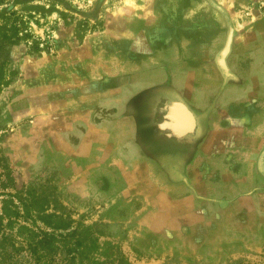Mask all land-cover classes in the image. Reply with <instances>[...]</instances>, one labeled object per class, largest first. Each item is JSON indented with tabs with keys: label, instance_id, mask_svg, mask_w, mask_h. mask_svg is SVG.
<instances>
[{
	"label": "rangeland",
	"instance_id": "rangeland-1",
	"mask_svg": "<svg viewBox=\"0 0 264 264\" xmlns=\"http://www.w3.org/2000/svg\"><path fill=\"white\" fill-rule=\"evenodd\" d=\"M161 1L0 0V30L7 34L9 25L17 29L13 44L0 49V207L11 201L21 211L22 204L38 198L45 213L72 221L71 227L78 229L77 239L81 241L71 255H66L62 247L49 259L35 262L25 249L27 232L18 233V226L24 225L22 219L14 221L10 228L3 219L0 264H264V198H258L259 205L242 199L240 205H234L238 211L233 214L223 210L229 207L228 201L196 194L198 200L207 201L208 209L224 212L209 216L208 210L203 230L199 220L195 221V235L190 238L189 226L181 219L185 213L172 221L168 206L157 200V194H145L143 188L141 193L127 189L121 174L90 170L88 164L81 163L80 156L68 149L63 136L61 141L57 134L43 136L41 124L37 123L47 116L38 106L41 90L51 79L86 65V48H80L88 38L103 37L106 31L112 33L118 38L104 42L102 50L115 53L120 48V56L133 57L129 50L132 42L123 39L117 29L111 30L115 24H137L134 29L141 24H172L170 21L175 20L177 24H189L194 14L202 12L213 17L208 16V21L201 18L199 24L223 19L226 38L229 29L235 32L230 24L264 22L262 0H212L224 9L223 16L206 0H192L182 17L170 14L159 5ZM169 1L175 8L176 0ZM136 44L137 41L133 45ZM162 91L155 87L133 94L125 102L126 114L135 118L138 145H143L148 153L163 152L165 157L160 164L165 171L173 170L177 172L174 175L184 178V171L178 172L179 163L190 159L197 150L191 144L185 149V144H174L162 137L158 122L153 119L159 107L157 100L171 97ZM33 96L38 105L32 102ZM91 108L98 111V105ZM65 135L70 140L78 137L75 131ZM135 181L127 182L128 186ZM175 197L183 195L177 193ZM212 202L215 208L209 206ZM192 207L198 209L199 205ZM25 226L34 232L44 230L38 221L33 225L25 222ZM206 233L213 235L206 237ZM71 243L68 239L67 244ZM71 256L74 260L68 262Z\"/></svg>",
	"mask_w": 264,
	"mask_h": 264
},
{
	"label": "crops",
	"instance_id": "crops-1",
	"mask_svg": "<svg viewBox=\"0 0 264 264\" xmlns=\"http://www.w3.org/2000/svg\"><path fill=\"white\" fill-rule=\"evenodd\" d=\"M177 2L180 8L187 5ZM159 5L166 9L165 4ZM174 11L173 16L178 17L181 11ZM170 23L141 24L139 29H134L137 24L112 26L111 30L117 29L123 39L132 42L133 57L120 56V48L115 53L102 50L104 42L117 37L112 33L88 38L80 48H86V65L51 79L41 90L40 105L36 96L32 102L47 114L37 122L43 136H63L82 164L92 171L121 174L127 189L141 193L143 188L144 193L157 194V200L168 206L172 221L185 213L181 219L188 224L191 238L195 221L199 220L203 230L208 210L209 216L224 211L235 214L238 208L234 205H240L242 199L259 205L258 198H264V22L230 24L235 32L225 65L231 80L222 79L216 65L225 40L221 17L218 22L213 19L214 24ZM151 70L159 71L146 73ZM155 87L171 95L157 100L159 107L154 112L162 137L197 150L179 163L178 172L184 171V178L173 170L165 171L160 164L163 152L148 153L138 145L135 118L126 114L129 97ZM90 104L98 105V111ZM169 106L183 107L191 115L190 130L186 123L174 122L182 109L170 110ZM73 131L78 137L70 140L65 132ZM132 179L136 183L128 186ZM177 193L183 197L178 199ZM200 193L203 198L226 200L229 207L208 209L207 201L196 197ZM214 203L209 206L215 208Z\"/></svg>",
	"mask_w": 264,
	"mask_h": 264
},
{
	"label": "trees",
	"instance_id": "trees-1",
	"mask_svg": "<svg viewBox=\"0 0 264 264\" xmlns=\"http://www.w3.org/2000/svg\"><path fill=\"white\" fill-rule=\"evenodd\" d=\"M177 1L178 0H176L177 5L175 6V8L171 7L172 1L162 0L161 3H163V5H166L167 11H171L170 14H173L172 12H175V9H177L178 11L180 10L181 12L179 16L182 17L183 11L189 8L192 0H180L181 5H185V2H187V5L184 8L183 6L180 8L179 2ZM206 1L208 3V6L214 9L210 6L208 0ZM214 10L216 12H219L216 9ZM224 12V9L221 8V12L219 13L221 16H223ZM208 16L202 12H197V14H194V16H192V22L189 24H199V20L201 18L202 21H204L205 19L208 21ZM8 27V29H5L6 31H8L7 34L3 29V31L0 30V49L2 48V46L3 48H5L6 46L13 44V40L17 39V29L15 28V25H9ZM34 47L36 48V45H34ZM6 177L8 178V176ZM10 181L11 180L9 179V182ZM39 201L40 200L38 198H33L30 204H22L21 211H19L17 209V206L13 205L11 201L3 202L2 206L0 207V229L2 228L1 222L3 219L6 221L5 226L7 228L12 227V224H14V221H16L17 219H22L24 225L18 226V233L20 234V232H27L28 236L25 239V249L33 257L35 262L41 261V259L44 257H47L49 259L52 255H55L56 251H58L62 247H65L64 252L66 255H71L72 253H74V251L77 250V248L81 246V241L77 239L78 229L71 227L72 221H70L68 218H63L62 216L55 213H45V210L43 209L44 204H41ZM29 207H31L32 209L30 210ZM32 213H35V216H32ZM35 221H38L43 226L44 230L36 229L37 231L34 232L33 230L25 226V222L33 225ZM3 238L6 239V236H4ZM68 239H71V245L67 244ZM14 250L16 252L20 251V249L16 248ZM73 260L74 257L71 256L68 262H73Z\"/></svg>",
	"mask_w": 264,
	"mask_h": 264
},
{
	"label": "water",
	"instance_id": "water-1",
	"mask_svg": "<svg viewBox=\"0 0 264 264\" xmlns=\"http://www.w3.org/2000/svg\"><path fill=\"white\" fill-rule=\"evenodd\" d=\"M209 4L211 7H213L214 9H216L217 11L221 12V8L220 6H218L216 3H214L212 0H208ZM231 33H232V30L229 29L227 35H226V38H225V41H224V44H223V47L222 49L220 50V52L218 53V58L216 60V65L218 67V69L224 74L226 75L227 74V68H226V65H225V57L228 53V50H229V46H230V43H231ZM174 106H169L168 109L170 110H173V109H178V108H181L182 110V113H178L177 115V119L174 121V122H180L182 121L183 123H186L187 124V129L190 130L191 126H192V123H193V119L191 117V115L183 108V107H174Z\"/></svg>",
	"mask_w": 264,
	"mask_h": 264
},
{
	"label": "flooded vegetation",
	"instance_id": "flooded-vegetation-1",
	"mask_svg": "<svg viewBox=\"0 0 264 264\" xmlns=\"http://www.w3.org/2000/svg\"><path fill=\"white\" fill-rule=\"evenodd\" d=\"M221 75H222V79H225V80H231L232 78L228 75V72L226 75H224L221 71H220Z\"/></svg>",
	"mask_w": 264,
	"mask_h": 264
}]
</instances>
